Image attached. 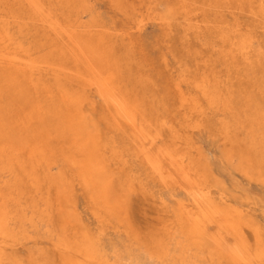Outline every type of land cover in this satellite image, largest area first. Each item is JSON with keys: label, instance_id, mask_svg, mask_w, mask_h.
Segmentation results:
<instances>
[{"label": "bare ground", "instance_id": "6f19581e", "mask_svg": "<svg viewBox=\"0 0 264 264\" xmlns=\"http://www.w3.org/2000/svg\"><path fill=\"white\" fill-rule=\"evenodd\" d=\"M102 1L0 0V264H264V0Z\"/></svg>", "mask_w": 264, "mask_h": 264}, {"label": "rangeland", "instance_id": "374dc122", "mask_svg": "<svg viewBox=\"0 0 264 264\" xmlns=\"http://www.w3.org/2000/svg\"><path fill=\"white\" fill-rule=\"evenodd\" d=\"M102 2H104V1H102V0H95V1L92 0V3H93L94 8H95V11L98 10L97 11L98 14L100 16H102L106 21H108V18L110 19V17H112L113 13L111 11H109L110 10L109 7L106 8L107 5H104V7H103V3ZM109 13H111V14H109ZM108 14H109V16L110 15L111 16L109 17ZM146 29L147 30L144 32V35H143L144 37L142 39V45H141L142 50H139L138 54L136 53V56H138V55L141 56V57H145V56L147 57L148 56V58H146V57L145 58L146 59L150 58V60L153 59L152 63H153L154 69L152 70V74L155 76L156 75L155 72H158V70H159V64H158V62L160 61L159 58L161 57V54L164 52L163 43H162V40L164 38L163 37L164 33H162V31H160V29L157 26H155V25H153L151 23L147 24ZM172 62H173L172 58H170L169 59V63L171 64ZM155 66H158V67H155ZM157 81H158V83L160 85H162L160 80H157ZM159 88L161 90L163 89L161 86ZM199 140H200V142H201V144H202V146H203V148H204V150L206 152V155L207 156L209 155L208 156L209 157V162L213 166H216V156H217V154H219V152H220L219 149L220 148L219 147L217 148L215 145H213L212 144L213 143L212 140L204 132L199 134ZM215 170H216V172H218L217 169H215ZM222 179H223L225 185L228 187L229 190H231L233 192H237L238 191V189L236 187H232V186L236 185L237 183L235 181H233V180L230 181V178L226 174H222ZM239 184H240V186L244 185V181H241ZM249 189H250L251 193H254V194H258L259 193V190L257 188H255L254 186L250 187ZM145 204H144L143 200L140 199V198L133 197V199H132V204H131V206H132L131 207L132 218L131 219L133 221L132 222L133 225L137 226L139 228V231L140 230L141 231H145L144 226H146V224L148 223V220L150 218V217L148 218V216H151V212L153 211L152 208H150L152 206H150L147 202ZM147 213H149V215ZM257 217L259 219H262L263 216L261 215L260 212H257ZM151 218H152V216H151ZM112 238H113L112 242L117 244V245H119V246L123 243L122 241L125 242L124 238H122V237L118 238L117 236H112Z\"/></svg>", "mask_w": 264, "mask_h": 264}]
</instances>
